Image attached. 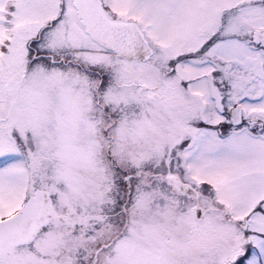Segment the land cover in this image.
I'll use <instances>...</instances> for the list:
<instances>
[{
    "label": "snow or ice",
    "instance_id": "1",
    "mask_svg": "<svg viewBox=\"0 0 264 264\" xmlns=\"http://www.w3.org/2000/svg\"><path fill=\"white\" fill-rule=\"evenodd\" d=\"M0 264H264V0H0Z\"/></svg>",
    "mask_w": 264,
    "mask_h": 264
}]
</instances>
